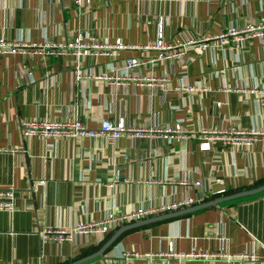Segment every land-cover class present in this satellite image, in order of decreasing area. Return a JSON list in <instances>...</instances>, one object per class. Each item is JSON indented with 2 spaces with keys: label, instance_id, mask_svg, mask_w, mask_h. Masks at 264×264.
<instances>
[{
  "label": "crops",
  "instance_id": "crops-1",
  "mask_svg": "<svg viewBox=\"0 0 264 264\" xmlns=\"http://www.w3.org/2000/svg\"><path fill=\"white\" fill-rule=\"evenodd\" d=\"M161 17L167 43L209 38L206 48L188 45L184 55L192 90L177 88L183 77L178 62H149L157 52L144 46L155 40ZM263 17L264 0H92L80 9L69 0H0V38L26 50L0 54V188L17 191L15 210L0 211V263L71 264L96 252L117 228L62 242L55 230L201 193L199 204L264 184V136L250 145L218 139L199 149L202 130L237 125L264 132V34L238 44L230 35L225 44L220 39L229 28ZM78 31L110 44L108 53L79 59L71 52L44 54L45 43L66 44ZM116 39L126 47L116 49ZM131 57L142 63L128 71L123 62ZM164 77L165 88L159 84ZM120 118L134 130L113 142L99 135L26 136L21 129L27 120H80L98 131L102 120ZM176 122L184 138L159 130ZM37 180L45 182L34 186ZM195 180L205 185L194 186ZM170 244L180 253L196 247L253 255L183 264H264V191L130 228L102 255L80 264H109L126 251L166 252Z\"/></svg>",
  "mask_w": 264,
  "mask_h": 264
},
{
  "label": "built area",
  "instance_id": "built-area-1",
  "mask_svg": "<svg viewBox=\"0 0 264 264\" xmlns=\"http://www.w3.org/2000/svg\"><path fill=\"white\" fill-rule=\"evenodd\" d=\"M77 9H80L84 6H89L92 0H69ZM164 22L165 19L161 17L158 23V32L155 40L152 43L146 44L144 49L146 50H155L157 52L156 56L153 59H149V62H158L165 60H174L180 64L181 73L183 77L181 78L180 84L177 88L183 90H192L195 87L188 85L184 77L186 69V59L184 55L186 54V49L188 45H195L198 48H206L209 38H190L186 39L183 42H179L176 45H172L164 41ZM262 35L264 34V17L257 23L249 22L245 27L237 29L235 27L229 28L227 32L220 35L222 43H227L230 39H227L226 36L230 35L238 44L244 39L246 35ZM25 44H20L17 41H8L4 38H0V54H16V53H26ZM116 49L125 48L126 45L121 42L120 39H116L113 44ZM111 46L110 44H102L94 41L93 36L85 34L83 31H78L74 38L68 41L66 44H48L45 43L44 47L46 50L44 54L51 56H58L60 54H65L71 52L77 59L89 55H100L107 54L106 48ZM142 62L137 57L127 58L123 62V68L128 71L134 70ZM112 71L117 70L111 67ZM127 77H129L127 75ZM126 77V78H127ZM139 80L147 81L148 85L153 84L152 77L146 78L142 77ZM165 80L167 78H160L161 84L164 88L166 86ZM262 98H264V89L261 90ZM264 105V99L260 102ZM221 102H217L216 105L220 106ZM22 133L26 136H31L36 132L45 134L47 136H73V137H94V136H104L110 142L116 141L120 137L127 135L132 132L134 129L127 126L124 122V118H120L117 122L112 120H102L100 130H88L85 125L80 120H74L72 122H55V121H46V120H27L21 122ZM163 132V135L168 138H184L185 129L182 122H176L173 126L166 125L162 129H159ZM202 136L204 137L203 141L199 144L200 150H209L211 144L216 140L220 139L223 141L224 145L228 146H239V145H250L257 136H264V132L258 129L246 130L237 125H231L227 130H202ZM45 180H37L34 186L44 184ZM180 184L186 186L188 180L183 178L180 180ZM204 182L202 180H195L193 182L194 186H202ZM205 185V184H204ZM207 189L205 190V192ZM225 189L217 191V193L222 194ZM17 191L14 186H9L8 188H0V211H14L15 210V197ZM203 195L199 193L198 198L194 196H184L179 200H175L170 203L161 204L157 207H142L138 208L132 212H122L114 214L113 212L109 213L102 219L91 220L87 223H81L73 228H61L55 230V239L59 242L68 240H73V237L76 233L79 234H90L94 233L97 235H102L110 230L116 229L122 223H128L131 221H138L156 214L176 211L185 207L195 205L198 201L203 199ZM52 231H47L43 234V238H46ZM248 257H253L252 254L241 253V254H228L223 252H211V251H200L196 247H192L190 251L180 253L176 252L170 244L166 252H156V253H146L144 255L138 254L137 252L126 251L122 254L121 258L111 261L109 264H183L185 260L189 259H209V258H240L245 259ZM1 264V263H0ZM6 264H15L8 262Z\"/></svg>",
  "mask_w": 264,
  "mask_h": 264
},
{
  "label": "water",
  "instance_id": "water-1",
  "mask_svg": "<svg viewBox=\"0 0 264 264\" xmlns=\"http://www.w3.org/2000/svg\"><path fill=\"white\" fill-rule=\"evenodd\" d=\"M261 191H264V184H262L260 186H257V187H254V188L247 189V190H241V191L233 192L231 194H226V195H223V196H219V197H216L214 199L208 200L206 202L195 204V205H192V206H189V207H185V208H182V209H179V210H176V211L161 213V214L150 216V217H147V218L135 221V222L124 224V225L118 227L114 231V233L110 236V238L96 252H94V253H92L90 255H87V256L79 259V260H76V261L72 262L71 264H80L82 262H85V261L93 258V257L102 255L104 250L108 246H110L112 244V242L122 232H124L125 230H128L130 228L141 226V225H144V224H147V223H150V222H155V221H159V220H163V219L173 218V217H176V216H179V215H184V214L191 213L193 211H196V210L208 207V206L216 205V204H218L220 202H224V201H228V200H231V199L244 197V196H248V195H253V194L259 193Z\"/></svg>",
  "mask_w": 264,
  "mask_h": 264
}]
</instances>
